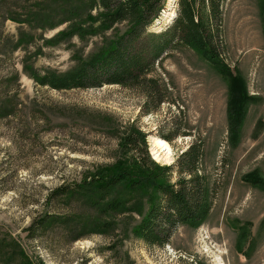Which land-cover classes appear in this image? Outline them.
<instances>
[{
	"label": "rangeland",
	"instance_id": "1",
	"mask_svg": "<svg viewBox=\"0 0 264 264\" xmlns=\"http://www.w3.org/2000/svg\"><path fill=\"white\" fill-rule=\"evenodd\" d=\"M174 2L168 15L166 0L150 30L173 25ZM263 12L262 0L223 1V58L258 98L247 108L236 145L229 139L228 82L197 50L179 45L156 59L146 79L157 80L161 102L141 86L57 90L39 85L30 69L66 72L78 57L97 51L103 37L56 45L47 40L63 26L42 31L0 21V97L7 95L4 105L11 107L8 115L0 112V249L10 240L20 254L6 262L10 253H0V264H215L218 250L224 264H264V190L243 180L254 170L264 176ZM117 27L118 34L127 29ZM130 126L146 135L160 165H177L190 146H201L199 171L212 208L199 226L177 225L163 246L134 232L150 206V188L132 194L117 187L109 200H128L116 212L86 188L50 196L114 163L121 150L117 133ZM150 136L171 138L172 161L155 159ZM178 177L176 166L172 181Z\"/></svg>",
	"mask_w": 264,
	"mask_h": 264
},
{
	"label": "trees",
	"instance_id": "2",
	"mask_svg": "<svg viewBox=\"0 0 264 264\" xmlns=\"http://www.w3.org/2000/svg\"><path fill=\"white\" fill-rule=\"evenodd\" d=\"M223 1L179 0L173 25L161 31L150 29L165 9L166 0H0V21L13 20L42 31L63 26L54 38L47 40L56 45L74 37L81 40L103 37V45L97 51L87 57H78L76 66L66 72L38 73L30 69L39 85L57 90L107 84L141 86L150 100L156 98L161 102L156 90L157 80L146 79L156 59L179 45L197 50L228 82L229 139L236 145L247 108L258 98L249 94L244 77L239 72L234 73L223 58ZM123 23L127 29L118 34L117 26ZM111 30L113 34L106 36ZM5 99L7 95L0 97V112L3 109L8 115L7 107H11L4 105ZM117 135L121 150L114 163L86 176L82 183L55 188L51 198L77 194L86 188L89 195L97 199L95 202L106 204V211L116 212L123 209L128 200H109L117 187L132 194L150 188V206L134 229L135 234L150 245H165L171 231L179 224H202L212 208V200L199 171L201 146H190L177 165H160L151 157L146 135L140 130L130 126ZM164 138L171 140L169 136ZM176 166L179 177L172 181ZM243 180L264 190V176L257 170L245 174ZM49 218L50 215L42 218L39 224L44 225ZM15 248L18 246L9 240L4 249H0L2 256L10 253L4 257L6 262L13 255H20Z\"/></svg>",
	"mask_w": 264,
	"mask_h": 264
},
{
	"label": "bare ground",
	"instance_id": "3",
	"mask_svg": "<svg viewBox=\"0 0 264 264\" xmlns=\"http://www.w3.org/2000/svg\"><path fill=\"white\" fill-rule=\"evenodd\" d=\"M174 0H169V8L165 11L166 14H173ZM157 28V27H153ZM150 151L157 161L167 162L172 161V147L170 143L160 137L150 136ZM218 255L215 256V264H224L221 256V251L218 250Z\"/></svg>",
	"mask_w": 264,
	"mask_h": 264
},
{
	"label": "water",
	"instance_id": "4",
	"mask_svg": "<svg viewBox=\"0 0 264 264\" xmlns=\"http://www.w3.org/2000/svg\"><path fill=\"white\" fill-rule=\"evenodd\" d=\"M164 12V11H163ZM158 21V20H157ZM159 22V21H158Z\"/></svg>",
	"mask_w": 264,
	"mask_h": 264
}]
</instances>
